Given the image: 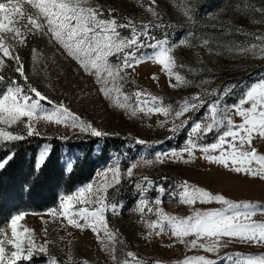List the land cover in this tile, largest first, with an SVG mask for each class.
I'll list each match as a JSON object with an SVG mask.
<instances>
[{"label": "rangeland", "instance_id": "obj_1", "mask_svg": "<svg viewBox=\"0 0 264 264\" xmlns=\"http://www.w3.org/2000/svg\"><path fill=\"white\" fill-rule=\"evenodd\" d=\"M92 2L103 10L105 16L111 10L112 15L121 23L131 19L136 24L162 22L164 25H170L152 30L157 39L163 38L167 33L169 40L175 43L181 39L189 40L188 33L194 34L190 45H177L172 53L177 64L174 71L186 78L189 83L180 86L177 85L175 78H172L171 84L176 86H170L169 76L160 65L152 60L142 62L134 68L125 69L127 79L122 81L123 91L132 98L127 101L130 107L121 109L114 106L115 94L111 99L105 98L99 92L100 85L95 82V78L85 74L75 61L66 59L57 52L55 44L51 50L43 42H36L39 46L32 52L30 69L26 70L25 64L22 63L28 83L53 102L41 101L42 109L52 112L56 105L63 104L83 121L91 123L108 135L94 137L80 132L78 127L44 120L35 123L39 135L31 137H36L35 141H42V144L35 154L30 153L31 150L25 152L27 156L22 163V181L16 199H12L10 195L7 197V180L0 183V228L10 235L7 225L11 216L24 213V219L19 224L34 230L35 243L43 245L46 240L50 242L46 253L37 252L30 262L22 264H51L53 258L57 264L84 262L115 264L111 249L103 247L91 229L80 230L71 227L63 217L54 221L53 216L49 214L50 209L59 208L64 196L76 194L80 187L89 183H92L94 188L102 184L105 181V171L115 165H119L121 181L125 179L128 183L126 188L131 191L132 197L136 196L131 204L125 205L124 202H120L123 205L120 214L113 215L115 226L110 224L108 216L109 213L112 214L111 208L106 212L109 228L114 232L118 230L117 241H123V244H116L118 257L132 251L140 259L141 264H181L186 257L203 255L217 260L218 264H230L220 258L234 253L264 255V246L246 244L235 239L227 243V247H221L218 253H209L200 248L189 249L187 241L193 237L185 238V243L179 242L167 232L159 236L153 233L149 237V229L143 220H155V214H148L145 209L146 215L142 220L141 215L133 211L139 199V192L134 185L143 182L144 177L152 179L155 185H162L165 189L163 193H158L154 185L147 196L150 198L159 196L163 201L160 205L163 211L180 218L191 215L194 210L193 206L179 201V193L182 191L180 185L185 181L203 187L213 194H223L235 202H258L264 205V181L236 174L219 164L209 163L199 150L195 151L194 158L191 159L184 153L183 159L162 156V163L155 161L158 152L167 153L171 149L180 150L185 147L191 127L195 122L204 119L208 103L219 98L222 104H236L250 86L264 80V11H261L264 9V0H155V4H152V0H92ZM24 6L29 11H35L27 4ZM148 7H152L159 14L160 20L146 10ZM186 11L193 14L194 20H189L185 16ZM119 31L124 36L130 33L128 28H121ZM203 40L210 41V47L203 46L201 43ZM142 52L151 53L152 49H143ZM5 59L8 67L2 74L8 75L0 82V93H3L8 85L9 77H15L20 84H24L23 78H17L12 74L13 65L9 62L11 60ZM110 60L113 63L117 62L115 56L110 57ZM181 64L184 66L181 67ZM154 75L157 77L155 80L152 79ZM228 89L231 91L228 92ZM137 90L162 98L165 105L171 104L174 107L185 98L197 94L206 103L198 111L190 110L175 121L166 118L162 113L145 115L138 112L136 116H132L130 113L135 107V97L132 94ZM120 100L124 102L123 97H120ZM232 119L236 123L241 122V118L234 113ZM184 121H187L186 127L180 128L178 132L170 130L173 123L180 125ZM6 130L20 131L15 126ZM221 131L223 129H216L200 138L198 143L208 145L215 142ZM111 135H115V138ZM137 139L146 141V145L137 144L135 142ZM15 142L0 144V155ZM45 146H50L49 157L56 149L55 153L63 165L64 174L72 172L78 163L88 164L92 169L90 178L71 189H66L67 191H61L54 206L41 211H20L24 207L23 201L31 199L28 184L33 187L38 184L36 176L43 167L37 169L36 164L39 153ZM253 146L260 154H264V140L256 137ZM146 160L154 162L148 164L145 163ZM185 160L189 162L185 163ZM69 163L72 165L70 172L67 171ZM133 164L135 167L132 169V177L129 178L127 169ZM30 165L33 171L29 170ZM112 176V171H107L106 179L109 184ZM163 177L167 179H162ZM112 188L114 187L108 188L107 199ZM100 195L103 196L104 193L101 192ZM194 207L206 210L220 208L222 205L197 203ZM123 209H125L123 221L127 225V230L116 227L120 220L117 221L115 216H120ZM252 219L262 222L264 215L257 214ZM80 222L83 223V220ZM100 237H104L103 232L100 233ZM222 241L227 242L228 238H222Z\"/></svg>", "mask_w": 264, "mask_h": 264}, {"label": "snow or ice", "instance_id": "obj_2", "mask_svg": "<svg viewBox=\"0 0 264 264\" xmlns=\"http://www.w3.org/2000/svg\"><path fill=\"white\" fill-rule=\"evenodd\" d=\"M25 4L35 11H29L25 8ZM152 4H155V0H152ZM146 10L160 20L159 14L152 7ZM185 16L189 20H194L191 12L186 11ZM161 27H170V25H164L162 22L136 24L131 19L121 23L112 15L111 10L105 16L103 10L94 5L92 0L0 2V82L5 80L2 73L8 67L5 58L14 62L16 65L14 71L24 80V84H20L15 77H9L8 85L4 92L0 93V144L22 141L33 135L38 136L35 123L39 120L78 127L80 132L94 137L108 135L91 123L83 121L63 104L56 105L52 112L42 109L41 101L53 102L28 83L24 65L17 51L19 46L27 44L29 35L45 37L49 43L55 44L57 52L66 59L75 61L85 74L95 78V82L100 85L98 90L105 98L111 99L115 94L114 106L125 109L130 107L127 101L132 98L123 91L122 81L127 79L125 69L134 68L142 62L152 60L160 65L169 76L170 86H176L171 84L172 78H175L177 85L180 86L189 83L186 78L174 71L177 64L172 53L177 45H190L194 34L188 33L187 41L181 39L173 43L167 33L161 39H157L152 33L153 29ZM121 28H128L129 35H122L119 31ZM201 43L205 47H210L211 44L207 40ZM148 48L152 49L151 53L142 52L143 49ZM248 50L240 49V51ZM33 51L35 52V49ZM113 56L117 58L116 63L110 60ZM152 79L155 80L157 77L154 75ZM132 95L135 97V107L130 113L132 116H136L138 112H143L145 115L162 113L172 121L179 119L190 110L198 111L206 103L199 94L185 98L175 107L171 104L165 105L162 98L145 93L143 90H137ZM120 97H123L124 102H121ZM232 113L241 118L240 123L232 119ZM13 126L20 131L6 130ZM186 126L187 121L180 125L173 123L170 130L178 132L180 128ZM218 128L223 131L215 142L208 145L198 143L200 138ZM256 137L264 140V80L250 86L236 104H222L219 98L208 103L204 119L195 122L191 127L185 147L180 150L171 149L167 153L158 152L155 161L162 163V156L183 159L184 153H187L191 159L194 158L195 151L199 150L209 163L219 164L236 174L264 181V154H260L253 146ZM135 142L139 145L147 143L140 139ZM14 155L15 153L10 152L0 159V170L6 168ZM49 155L50 146H45L39 153L37 169L44 166ZM153 162V160L145 161L148 164ZM134 167L135 164L127 169L129 178L132 177ZM71 170L72 165L69 163L67 171ZM107 171L113 173L111 184L106 179ZM142 181L134 185L139 192V199L133 211L138 212L142 220L146 215L145 209L148 214H155V220H143L149 229V237L153 233L159 236L167 232L181 243L186 242L185 238L193 237L187 241L189 249L200 248L209 253H218L221 247H227V243L234 239L246 244L264 246V221L257 222L252 219L257 214L264 215V205L258 202H235L223 194H213L203 187L185 181L180 185L182 191L179 193V201L193 206L194 210L191 215L180 218L163 211L160 207L162 198L147 196L155 185L152 179L144 177ZM119 183H121L120 168L119 165H115L105 171V181L102 184L94 188L93 184L89 183L80 187L76 194L64 196L59 208L50 209L49 214L53 216L54 221L63 217L71 227L80 230L91 229L102 246L111 249L115 264H141L140 259L132 251H127L122 257L116 255V244H123V241H117L118 230L114 232L109 228L106 212L111 208L113 215H119L123 208L122 203H110L107 199L108 188L115 187ZM155 187L158 193L165 191L162 185ZM101 192L104 193L103 196L100 195ZM197 203H218L222 207L202 210L194 207ZM24 215L17 213L11 216L7 225L10 235L0 228V264L30 262L37 252L48 251L49 241L37 245L33 239L34 230L19 224L24 219ZM81 220L83 223L80 222ZM101 232L104 234L103 238L100 237ZM225 237L228 238L227 242L222 241ZM220 259L230 264H264V255L234 253ZM51 264H57L55 258ZM181 264H218V261L200 255L186 257Z\"/></svg>", "mask_w": 264, "mask_h": 264}, {"label": "trees", "instance_id": "obj_3", "mask_svg": "<svg viewBox=\"0 0 264 264\" xmlns=\"http://www.w3.org/2000/svg\"><path fill=\"white\" fill-rule=\"evenodd\" d=\"M37 41L43 42L46 46H48L51 50L54 49V45L49 43L48 39L39 35H29L28 42L24 46H19L17 51L22 62L25 64V69H30V60L32 57V52L35 48H38ZM12 62L13 69L12 74L17 78H21L18 73L14 71L15 64ZM8 74H5L7 76ZM6 78V77H5ZM111 137L115 138V135H111ZM36 137H26L22 141H16L10 145L11 148H7L2 151L0 157H4V155L8 152L14 151L15 155L12 161L6 166L5 169L0 173V183L3 180H7L6 193L7 197L13 199L19 195V187L21 186V177L23 172V160L27 156L25 152L31 150L30 153L35 154L37 152L38 147L42 144V141H35ZM55 143V140L53 141ZM54 152H52L51 156L47 163L43 166L39 174L36 176V180L38 184L33 187L31 184L29 187V200L23 201L24 207L20 209V211H41L48 207L54 206L57 204L58 197L61 191H67L66 189H71L75 185L82 183L90 178L92 169L88 164L78 163L75 165L72 172L69 174L63 173V165L60 163L58 156ZM86 163V162H83ZM29 170L33 171L32 165L29 166ZM27 178V176H26ZM127 182L125 179L121 181L118 186L112 188L108 193V202L110 203H120L124 202L125 205L128 203L131 204L135 197H132L131 191L127 189ZM37 200V201H36ZM36 204V205H33ZM125 209L120 216H115L116 220H120L116 227L126 228L127 225L123 221ZM110 224L115 226L113 223V214L109 213ZM120 224V225H119Z\"/></svg>", "mask_w": 264, "mask_h": 264}]
</instances>
